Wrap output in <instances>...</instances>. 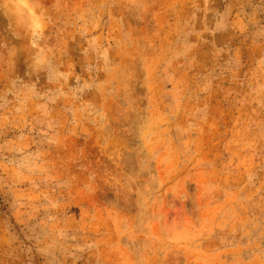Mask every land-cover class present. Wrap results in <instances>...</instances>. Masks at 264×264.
Returning a JSON list of instances; mask_svg holds the SVG:
<instances>
[{"label":"rangeland","instance_id":"obj_1","mask_svg":"<svg viewBox=\"0 0 264 264\" xmlns=\"http://www.w3.org/2000/svg\"><path fill=\"white\" fill-rule=\"evenodd\" d=\"M0 264H264V0H0Z\"/></svg>","mask_w":264,"mask_h":264}]
</instances>
